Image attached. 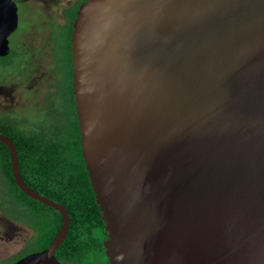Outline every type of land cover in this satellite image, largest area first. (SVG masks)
<instances>
[{
  "label": "water",
  "instance_id": "obj_1",
  "mask_svg": "<svg viewBox=\"0 0 264 264\" xmlns=\"http://www.w3.org/2000/svg\"><path fill=\"white\" fill-rule=\"evenodd\" d=\"M18 27L0 0V57ZM81 154L109 264H264V0H86L71 32ZM50 245L13 264H61Z\"/></svg>",
  "mask_w": 264,
  "mask_h": 264
},
{
  "label": "trees",
  "instance_id": "obj_2",
  "mask_svg": "<svg viewBox=\"0 0 264 264\" xmlns=\"http://www.w3.org/2000/svg\"><path fill=\"white\" fill-rule=\"evenodd\" d=\"M84 1L86 0H76L72 6L64 9V23H57L50 34L56 40L55 49L61 52L58 61L64 69L66 80L64 89L66 124L57 119L48 124L39 122L28 127L22 126L23 118L0 116V133L5 134L15 144L19 171L25 184L40 195L60 203L69 213L67 235L54 253L58 262L109 264L103 247V241L106 239L104 222L81 154L72 89L70 44L72 23L79 5ZM16 55L10 47L9 54L0 57L1 68L8 69ZM18 74L14 72L5 74L2 80L5 81L10 76H18ZM0 184L1 213L8 218L23 222L35 232L24 250L31 247L32 249L27 253L30 254L46 249L59 231L62 217L56 210L29 198L19 190L13 179L9 149L1 142ZM10 195L17 205H23L17 217L10 216L8 211L11 208L9 205H4ZM0 262L5 263L4 260Z\"/></svg>",
  "mask_w": 264,
  "mask_h": 264
},
{
  "label": "rangeland",
  "instance_id": "obj_3",
  "mask_svg": "<svg viewBox=\"0 0 264 264\" xmlns=\"http://www.w3.org/2000/svg\"><path fill=\"white\" fill-rule=\"evenodd\" d=\"M13 1L17 6L18 27L9 37V45L17 55L8 69L0 66V116L23 118L22 126L28 127L57 119L65 125L66 80L58 61L61 52L55 49L56 40L50 34L57 23H64V9L76 0ZM13 72L20 75L2 80L5 74ZM6 199L4 205L11 208L8 213L17 217L23 205H17L12 195ZM34 235L28 225L0 211V260L11 264L23 257L32 249L24 250Z\"/></svg>",
  "mask_w": 264,
  "mask_h": 264
},
{
  "label": "flooded vegetation",
  "instance_id": "obj_4",
  "mask_svg": "<svg viewBox=\"0 0 264 264\" xmlns=\"http://www.w3.org/2000/svg\"><path fill=\"white\" fill-rule=\"evenodd\" d=\"M12 34H13V33H12ZM12 34H11V35H12ZM11 35H10V36H11ZM2 134H3V133H2ZM4 135H5V134H4Z\"/></svg>",
  "mask_w": 264,
  "mask_h": 264
}]
</instances>
